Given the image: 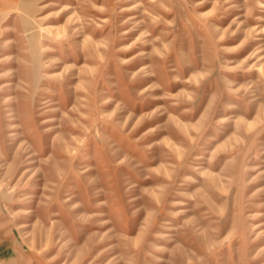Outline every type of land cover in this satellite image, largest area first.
Returning a JSON list of instances; mask_svg holds the SVG:
<instances>
[{"label": "rangeland", "instance_id": "rangeland-1", "mask_svg": "<svg viewBox=\"0 0 264 264\" xmlns=\"http://www.w3.org/2000/svg\"><path fill=\"white\" fill-rule=\"evenodd\" d=\"M0 264H264V0H0Z\"/></svg>", "mask_w": 264, "mask_h": 264}]
</instances>
